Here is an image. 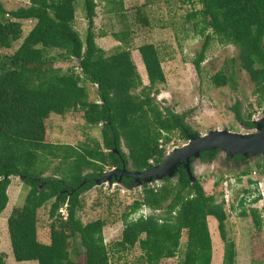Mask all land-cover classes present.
<instances>
[{
	"label": "trees",
	"instance_id": "obj_1",
	"mask_svg": "<svg viewBox=\"0 0 264 264\" xmlns=\"http://www.w3.org/2000/svg\"><path fill=\"white\" fill-rule=\"evenodd\" d=\"M25 1L27 6L7 10L0 0V215L9 203L12 178H20L29 187L24 203L13 207L7 218L11 251L18 262L112 264L103 236L105 221L97 219L84 224L77 216L80 196L96 185L94 180L102 177L106 168L146 171L163 163L173 132L178 131L184 140L197 133L185 121V114L163 108L152 95L158 93L157 85L165 82L159 52L153 43L138 48L148 85L143 84L129 49L107 55L98 46L97 0ZM105 1L115 4L111 11L118 13L121 9L122 14L121 0ZM181 1L194 3V0ZM78 2L83 3V10L77 6ZM197 2L201 8L189 16L196 20L197 33L204 36L193 61L196 71L201 73V63L213 39L233 45L238 48L241 68L256 87L258 105H264V0ZM78 10L84 12L87 20L84 40L75 29ZM137 11L138 21L148 26L146 14L141 8ZM21 20L35 23L18 48L5 55L1 51L11 50L22 37ZM128 35V31L113 34L125 44ZM50 50L59 52L60 59L75 61L77 66L64 72L55 68L57 57L50 56ZM83 79L96 86L97 101L90 100ZM229 79L224 71L212 77L217 86H225ZM71 110L82 111L89 126L100 127L102 143L93 139L92 145L75 147L49 141L50 115L64 116ZM234 113L237 120L253 125L244 118L239 103L234 106ZM218 152L212 149L201 152L200 156L202 161H212ZM234 158L237 163L249 162L240 155ZM53 160L59 161L54 174L44 176ZM256 167L264 171L263 164ZM249 171L246 167L242 174ZM123 180L126 187H132V178L124 176ZM259 199L260 195L252 202ZM245 201L241 198L239 202L241 215H247ZM48 203L50 242L43 243L38 240V212ZM143 206L161 213L132 219ZM62 210L66 213H61ZM249 215L260 233L263 226L260 212L251 208ZM209 216L217 220L225 242L223 264H236L235 244L226 234L228 216L224 205L217 203L214 195L205 192L200 180L191 179L180 166L174 180L165 177L158 187L144 184L142 199L134 201L123 215L121 240L114 245L127 251L139 244L143 251L142 264H160L177 256L185 233V250L178 264H211ZM73 253L83 254L84 261L72 259ZM3 258L1 254L0 264H4Z\"/></svg>",
	"mask_w": 264,
	"mask_h": 264
},
{
	"label": "rangeland",
	"instance_id": "obj_2",
	"mask_svg": "<svg viewBox=\"0 0 264 264\" xmlns=\"http://www.w3.org/2000/svg\"><path fill=\"white\" fill-rule=\"evenodd\" d=\"M1 1L7 10L28 5L25 0ZM121 1L122 14H120L121 9L118 13L111 11L115 4L97 0L95 32L98 46L107 55L119 49H129L143 84L148 85L145 66L138 48L143 44L153 43L159 52L165 82L158 84V93L152 95L163 108L167 107L175 112L185 114V121L196 131L197 135L221 129L240 133L250 132V129L244 127V121L236 119L234 106L239 103L244 118L247 119L250 116V120L254 121L264 115V105H258L259 96L255 92L256 87L249 74L239 64L238 48L213 39L206 50L205 60L201 63V73L198 74L194 67L193 61L204 42V36L199 35L194 26L196 20L189 17L192 12L201 8L197 0H194L193 4L181 0ZM77 4L83 10V3L78 2ZM139 8L143 14H146V19L149 21L148 26L138 21L137 10ZM20 22L22 37L14 43L11 50L1 51L5 55L12 54L18 48L35 23L27 20ZM87 26L84 12L78 10L75 29L83 40L86 37ZM123 31L129 32L127 44L120 43L113 36L114 33ZM208 33L210 34L211 31L209 30ZM49 55L57 57L54 67L63 72L70 67L77 66L75 61L58 58L59 52L57 51L50 50ZM76 71L79 72L77 68ZM221 71L230 77L225 86H217L212 80V77ZM82 85L88 90L90 100L97 101L99 99L94 84L83 79ZM48 130V139L55 144L80 147L86 144L92 145L93 139L102 143L100 127L89 126L83 119L80 110H71L64 116L50 115ZM170 138L166 150L181 147L189 140H184L178 131L173 132ZM123 148L126 153V148L124 146ZM225 156L223 151H219L212 161L195 159L192 165L194 176L200 180L208 195H214L217 203L222 202L224 205L228 216L226 234L228 239L235 244L236 264H264V193L262 195L261 191L253 190V193L260 194L261 199L252 202L255 195H252L250 185V181H259L261 190L264 191V171L262 172L256 167L258 163L264 165V155L250 156L247 158L249 163L240 165H235L233 159L225 160ZM58 164V160L51 161L44 176H52L54 168ZM246 167L251 171L243 175L242 171ZM110 169L106 168L105 170L109 171ZM123 178L118 177L119 181H113L110 184L95 183L96 185L83 192L80 196L81 208L78 210L77 216L84 224L97 219L105 221L103 236L110 251L112 264H142L143 251L139 244L127 251L118 250L114 245L121 240L123 215L128 212L134 201L142 199V190L126 187L122 183ZM229 178L236 179L238 183L235 186L229 183L228 187L231 189L228 190L229 197L224 199V195H227V187L224 182ZM218 180L220 182L217 185L215 182ZM160 184L162 181L154 182L150 187H158ZM246 189L251 192L245 193ZM28 192V185L23 183L20 178H12L8 189L9 203L0 215V255L4 254V264H38L36 261L18 262L14 259L7 230V218L12 208L21 206ZM241 198L246 199L244 208L247 215L240 214L242 210L239 206ZM49 208L50 203L38 212V240L43 243L50 242ZM251 208H257L260 212L263 221L260 233L255 230L249 215ZM63 210L61 213L65 214L66 212ZM143 212L146 215L151 213L148 208H144ZM137 216L138 214L135 213L131 218L135 219ZM208 226L213 249L211 264H223L225 242L221 239L217 220L209 216ZM185 244L186 234L183 233L177 256L164 259L160 264H178L183 257ZM79 248L81 251L82 248ZM71 258L79 262L84 261L83 254L79 256L73 253Z\"/></svg>",
	"mask_w": 264,
	"mask_h": 264
},
{
	"label": "water",
	"instance_id": "obj_3",
	"mask_svg": "<svg viewBox=\"0 0 264 264\" xmlns=\"http://www.w3.org/2000/svg\"><path fill=\"white\" fill-rule=\"evenodd\" d=\"M254 130L248 133L229 131L227 129L214 130L206 134L192 136L188 142L173 150H166L163 163L153 166L146 171H127L124 168L114 167L105 171L102 177L95 180L96 184L112 183L119 181L122 175L134 179L132 188L143 189L144 184L152 185L159 183L165 177L175 179L178 168L182 165L188 172L191 179H196L193 173V162L195 159L201 160V152L218 149L225 153V160L229 156L240 155L244 158L250 156L264 155V115L253 121ZM234 161V159H233Z\"/></svg>",
	"mask_w": 264,
	"mask_h": 264
},
{
	"label": "built area",
	"instance_id": "obj_4",
	"mask_svg": "<svg viewBox=\"0 0 264 264\" xmlns=\"http://www.w3.org/2000/svg\"><path fill=\"white\" fill-rule=\"evenodd\" d=\"M229 183L231 184V185H233V186H235V185H237V180L236 179H231V178H229V179H225V182H224V184H225V187H227L226 188V191H227V195H224V199H227L226 197H229V195H228V190H231L228 186H229ZM251 187H252V195L254 196L255 195V197L256 196H258V195H260V194H258V193H253V190H259V191H261V193H262V195H263V193H264V191H262L261 190V186H260V183H259V181H252L251 182ZM260 199H261V196H260ZM259 199V200H260ZM224 201V200H223Z\"/></svg>",
	"mask_w": 264,
	"mask_h": 264
},
{
	"label": "flooded vegetation",
	"instance_id": "obj_5",
	"mask_svg": "<svg viewBox=\"0 0 264 264\" xmlns=\"http://www.w3.org/2000/svg\"><path fill=\"white\" fill-rule=\"evenodd\" d=\"M249 120H250V118H248ZM248 119H246L247 121H248ZM251 122H252V124H253V120H250ZM242 122V121H241ZM245 123V122H244ZM244 127H246V129H250V132H252L253 130H254V127H255V124H253L252 126H249V125H246V124H244ZM230 159V158H229ZM229 159H227V160H229ZM234 159V163H235V165H240V164H243L242 162H236V159L235 158H233ZM249 163V162H248ZM182 166V165H181ZM125 175H122L121 177H124ZM133 182V181H132Z\"/></svg>",
	"mask_w": 264,
	"mask_h": 264
},
{
	"label": "clouds",
	"instance_id": "obj_6",
	"mask_svg": "<svg viewBox=\"0 0 264 264\" xmlns=\"http://www.w3.org/2000/svg\"><path fill=\"white\" fill-rule=\"evenodd\" d=\"M144 208H148V209H150V208L147 207V206H143L142 208H140V209L138 210V212H137L138 216H137V217H139L140 215H143L144 217H146V214L143 212ZM150 211H151L150 214H152V213H156V212H159L158 210H152V209H150ZM150 214H147V215H150ZM156 214H157V213H156Z\"/></svg>",
	"mask_w": 264,
	"mask_h": 264
}]
</instances>
